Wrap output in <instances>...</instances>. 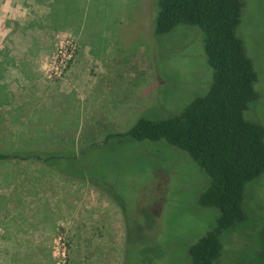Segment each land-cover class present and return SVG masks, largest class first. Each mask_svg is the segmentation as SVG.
I'll use <instances>...</instances> for the list:
<instances>
[{"label": "rangeland", "instance_id": "obj_1", "mask_svg": "<svg viewBox=\"0 0 264 264\" xmlns=\"http://www.w3.org/2000/svg\"><path fill=\"white\" fill-rule=\"evenodd\" d=\"M8 2L0 153H70L84 178L36 160L0 163V264L12 247L17 263L28 248L31 264H191L190 247L219 217L199 205L207 177L162 142L106 136L140 117L176 116L206 94L212 70L201 31L178 25L156 37L158 0ZM236 35L258 76L244 119L264 126V0H245ZM244 207L247 222L221 236L214 264H264V175L247 184Z\"/></svg>", "mask_w": 264, "mask_h": 264}, {"label": "trees", "instance_id": "obj_2", "mask_svg": "<svg viewBox=\"0 0 264 264\" xmlns=\"http://www.w3.org/2000/svg\"><path fill=\"white\" fill-rule=\"evenodd\" d=\"M244 7L245 0H158L154 35L162 37L178 25L198 28L212 70L210 86L176 116L140 117L126 132L106 136L107 140L162 142L186 154L207 177L199 205L218 210L219 217L215 229L190 247L191 264H214L221 258V236L249 218L244 209L247 184L264 175V126L244 119L249 104L258 99L257 73L236 35ZM60 154L16 150L0 153V163L36 160L62 175L84 178L73 172L75 155ZM8 251L4 264H31L32 249L25 248L20 263L15 261L18 250Z\"/></svg>", "mask_w": 264, "mask_h": 264}, {"label": "crops", "instance_id": "obj_3", "mask_svg": "<svg viewBox=\"0 0 264 264\" xmlns=\"http://www.w3.org/2000/svg\"><path fill=\"white\" fill-rule=\"evenodd\" d=\"M14 2L16 1V0H13ZM8 0H2L1 1V3H0V5L3 3V6L5 5V6H8ZM11 7V6H10ZM1 11V10H0ZM5 13V12H4ZM2 20V19H1ZM105 72H107V70L106 69H102L101 67L99 68V69H97V72L94 74V82L95 83H99L98 82V78L100 77V76H102V75H105V74H103V73H105ZM110 75H111V73H110ZM103 81V83H105L106 84V87L105 88H107V83L104 81V80H102ZM87 251V245H85V247L83 248V252H86ZM86 254H84L83 255V257L85 256ZM78 257V256H77ZM78 261L79 260H81V259H77Z\"/></svg>", "mask_w": 264, "mask_h": 264}]
</instances>
